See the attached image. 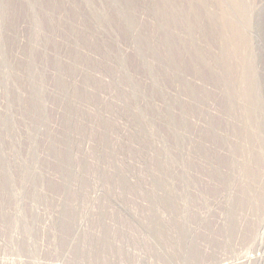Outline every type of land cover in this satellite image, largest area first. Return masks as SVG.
Listing matches in <instances>:
<instances>
[{"label":"rangeland","instance_id":"rangeland-1","mask_svg":"<svg viewBox=\"0 0 264 264\" xmlns=\"http://www.w3.org/2000/svg\"><path fill=\"white\" fill-rule=\"evenodd\" d=\"M263 105L264 0H0V264L261 248Z\"/></svg>","mask_w":264,"mask_h":264},{"label":"bare ground","instance_id":"bare-ground-1","mask_svg":"<svg viewBox=\"0 0 264 264\" xmlns=\"http://www.w3.org/2000/svg\"><path fill=\"white\" fill-rule=\"evenodd\" d=\"M263 107H264V105H263ZM261 125H262L261 128H262L263 134H261V139H260V143L259 144H260V149H261L260 152H262L261 154L263 155V158H264V110L261 112ZM245 225H246V223L245 224L244 223H239V225H237L236 227H233L232 225L231 226L228 225L227 228L225 227V229H226L225 231H230V234L227 235L226 237H223L224 239H222L219 242L220 248H222V249H230V248L235 247L238 244L244 243L247 239H249V237H250V236H248L249 234L246 235V233L248 231H245L246 229H244ZM248 225L249 224L247 222L246 226L248 227ZM210 252H212V251H210Z\"/></svg>","mask_w":264,"mask_h":264},{"label":"built area","instance_id":"built-area-1","mask_svg":"<svg viewBox=\"0 0 264 264\" xmlns=\"http://www.w3.org/2000/svg\"><path fill=\"white\" fill-rule=\"evenodd\" d=\"M264 256V245L252 251H244L236 260H223L217 264H254ZM260 263V262H259Z\"/></svg>","mask_w":264,"mask_h":264}]
</instances>
